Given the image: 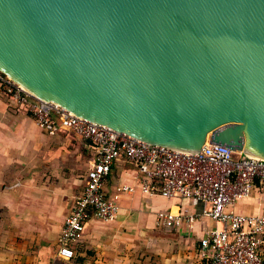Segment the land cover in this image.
I'll return each mask as SVG.
<instances>
[{"label":"water","instance_id":"water-1","mask_svg":"<svg viewBox=\"0 0 264 264\" xmlns=\"http://www.w3.org/2000/svg\"><path fill=\"white\" fill-rule=\"evenodd\" d=\"M0 73L148 144L264 165V0H0Z\"/></svg>","mask_w":264,"mask_h":264},{"label":"crops","instance_id":"crops-1","mask_svg":"<svg viewBox=\"0 0 264 264\" xmlns=\"http://www.w3.org/2000/svg\"><path fill=\"white\" fill-rule=\"evenodd\" d=\"M92 159L87 141L70 131L48 135L0 94V264H200L198 241L213 222L200 219L167 230L156 225L155 217L160 211L199 214L203 206L180 198L145 197L138 191L118 193L133 171L125 160L112 166L103 187L119 207L115 220L90 219L73 245L74 258H59L58 238L84 189ZM234 210L264 213V190H254ZM153 255L158 262L152 261Z\"/></svg>","mask_w":264,"mask_h":264},{"label":"built area","instance_id":"built-area-1","mask_svg":"<svg viewBox=\"0 0 264 264\" xmlns=\"http://www.w3.org/2000/svg\"><path fill=\"white\" fill-rule=\"evenodd\" d=\"M0 94L48 135L70 131L92 150L84 189L74 199L57 241L59 258H74L73 245L82 239L90 219L115 220L119 207L106 197L103 187L112 166L125 160L133 171L130 182L119 186L118 193L138 191L145 197L180 198L203 206L199 214L160 211L155 217L156 225L167 230L200 219L213 222L198 241L200 264H264V213L247 215L234 210L254 190H264V165L242 160V152L211 145L208 139L194 153L148 144L78 118L55 103L34 99L2 73Z\"/></svg>","mask_w":264,"mask_h":264},{"label":"rangeland","instance_id":"rangeland-1","mask_svg":"<svg viewBox=\"0 0 264 264\" xmlns=\"http://www.w3.org/2000/svg\"><path fill=\"white\" fill-rule=\"evenodd\" d=\"M80 180H81V176H79L78 177ZM73 199V198H72ZM72 201V200H71ZM71 204V203H70ZM162 249V248H161ZM158 256H159V254H157ZM145 259V256L143 255L142 256V258H139V260L141 261V263H142V261ZM152 261H156V262H158V259L157 258H155V256L153 255V257H152Z\"/></svg>","mask_w":264,"mask_h":264}]
</instances>
